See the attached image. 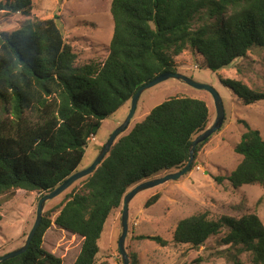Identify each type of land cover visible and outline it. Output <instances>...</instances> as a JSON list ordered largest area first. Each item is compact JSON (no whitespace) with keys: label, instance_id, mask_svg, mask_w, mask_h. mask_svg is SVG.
Returning <instances> with one entry per match:
<instances>
[{"label":"trees","instance_id":"16d2710c","mask_svg":"<svg viewBox=\"0 0 264 264\" xmlns=\"http://www.w3.org/2000/svg\"><path fill=\"white\" fill-rule=\"evenodd\" d=\"M6 8L28 19L15 31L0 32V197L18 190L43 197L56 189L79 170L103 122L131 102L141 86L163 73H176L175 57L189 48L204 56L213 72L264 49V0H112L108 57L82 66L55 19L31 16V0ZM221 82L247 105L264 101L263 91L242 81ZM209 120L210 110L199 99L176 96L154 108L82 179L81 189L43 215L28 251L0 264H63L44 248L53 224L83 239L74 264H99V241L128 189L186 167L191 144L209 128ZM245 127L235 147L242 160L228 181L234 189L259 185L264 190V139L249 124ZM208 140L196 148L195 159ZM158 199L154 196L146 207ZM2 208L0 202V221ZM225 227L229 233L222 241V258L245 264L240 255L249 252L248 264H264V224L256 214L218 221L208 212L190 216L176 226L173 242L199 249ZM137 239L168 245L159 236ZM130 261L139 264L135 255Z\"/></svg>","mask_w":264,"mask_h":264},{"label":"rangeland","instance_id":"374dc122","mask_svg":"<svg viewBox=\"0 0 264 264\" xmlns=\"http://www.w3.org/2000/svg\"><path fill=\"white\" fill-rule=\"evenodd\" d=\"M16 1L0 0V5L5 7V10H0V32L15 31L27 21L28 17L22 11L13 12L6 8ZM31 1V16L40 20L55 19L58 22L65 40L79 56L77 66L90 62L103 63L107 59L114 30L112 0ZM175 62L178 73L210 85L219 92L225 107V120L220 130L199 151L195 166L185 176L143 191L132 200L126 249L130 257H137L139 264H232L219 255L220 251L226 249L222 241L229 233L227 227L199 249L175 244L173 235L181 220L205 212L216 221L223 217L240 219L245 215L256 214L264 224L263 188L259 185H246L234 189L228 181L242 160L235 152V147L246 132L245 124L260 131L264 139V101L247 105L221 82V79L239 80L251 89L264 92V49H255L246 58L238 59L230 67L216 72L206 68L204 56L190 48L175 57ZM176 96L205 101L210 110L208 127L215 122V102L208 92L171 79L143 93L129 129L123 135L129 134L154 108ZM130 111L131 102L103 122L97 136L89 140L78 171L93 165L112 133L124 122ZM163 175L165 172L153 177ZM220 178L223 179L222 183L217 181ZM82 187L83 182L80 180L60 197L48 202L43 215L60 206L66 195ZM134 187H130L128 192ZM156 195L159 196L158 201L146 207L147 202ZM41 196L39 192L18 190L12 195L0 197L3 207L0 221V257L24 245L35 224ZM56 216L52 212V221ZM121 216L122 206L108 218L99 241V264L103 261L123 264L118 250ZM138 236H159L168 241V245L138 240ZM82 242L81 237L57 228L55 224L44 236V248L60 257L63 264L75 263ZM251 258L252 254L249 252L240 255L245 264L250 263Z\"/></svg>","mask_w":264,"mask_h":264},{"label":"water","instance_id":"95a60500","mask_svg":"<svg viewBox=\"0 0 264 264\" xmlns=\"http://www.w3.org/2000/svg\"><path fill=\"white\" fill-rule=\"evenodd\" d=\"M171 79L181 81L187 84L188 86L195 88L197 90L208 92L214 99L217 115H216L215 122L192 142L191 147H190V158H189V161L186 167H184L182 170L177 171V172H172V173L165 174L163 176L152 177V178L146 179L140 184L135 185V187L125 195L123 199V204H122L121 235L118 240V250H119V253L121 254L123 264H131L130 256L126 249V241H127V237L129 234L130 204L132 200L143 191L159 187L171 181H177L181 177L185 176L192 169V166L194 164L196 148L200 144L207 141L209 138H211L214 134H216L220 130V128L222 127L224 123L225 116H226L223 99L215 88L207 84L199 83L195 81L194 79L187 78L178 72L163 73L159 75L158 77H156L154 80L140 87V89L137 91V93L134 95L131 101V111L128 117L112 133V135L110 136V138L108 139L104 147L102 148L99 156L97 157L93 165H91V167L85 170L75 172L73 175L67 178L64 182H62L56 189H54L50 193L41 197L38 203V208H37V218H36L34 226L32 227L26 239V242L24 243V245H22L18 249L12 251L11 253L3 257H0V263H4L8 260L14 259L28 251L42 223L43 213H44L46 204L60 197L62 194H64L68 189H70L78 181L92 175L97 170V168L103 163V161L106 159V157L110 153L115 143L129 129V126L136 114L137 107H138L140 98L143 95V93Z\"/></svg>","mask_w":264,"mask_h":264}]
</instances>
